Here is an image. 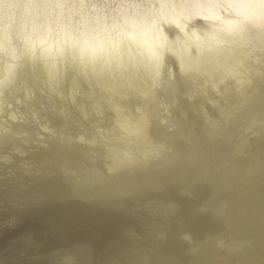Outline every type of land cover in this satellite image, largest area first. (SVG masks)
<instances>
[{
	"label": "rangeland",
	"instance_id": "374dc122",
	"mask_svg": "<svg viewBox=\"0 0 264 264\" xmlns=\"http://www.w3.org/2000/svg\"><path fill=\"white\" fill-rule=\"evenodd\" d=\"M197 1L14 0L0 10V39L24 49L45 24L47 41L63 29L115 36L141 21L170 33L162 4L189 11ZM261 69L246 91L202 104L177 66L165 85L185 109L159 118L150 141L116 121L81 138L70 116L88 86L81 75L65 96L44 75L31 94L18 83L5 108L21 122L24 105L49 138L24 135L0 151V264H264Z\"/></svg>",
	"mask_w": 264,
	"mask_h": 264
},
{
	"label": "bare ground",
	"instance_id": "6f19581e",
	"mask_svg": "<svg viewBox=\"0 0 264 264\" xmlns=\"http://www.w3.org/2000/svg\"><path fill=\"white\" fill-rule=\"evenodd\" d=\"M197 2L196 9L189 11L162 4V15L173 26L170 33L156 22L141 21L115 36L77 38L63 29L47 41L51 26L45 24L34 26L35 37L24 49L10 45L5 34L0 39V151L10 142H20L24 135L37 142L48 141L31 124L24 105L20 104L21 122L5 108L6 97L18 83L31 94L42 75L50 89L63 96L71 93L64 88L73 75L76 86L79 75L84 77L88 83L84 100L70 116L74 115L78 135L93 140L97 129L110 128L116 121L150 141L159 118H174L171 112L175 115L185 109L177 89L165 85L177 66L189 84L200 88L193 97L202 104L246 91L264 65V0ZM14 4V0H0V10ZM68 136L71 142L74 134ZM56 146L63 155H76Z\"/></svg>",
	"mask_w": 264,
	"mask_h": 264
}]
</instances>
